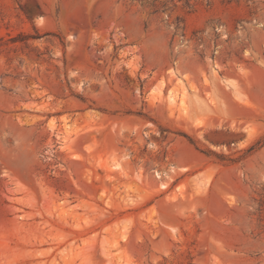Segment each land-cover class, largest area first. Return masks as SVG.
Masks as SVG:
<instances>
[{
  "label": "rangeland",
  "instance_id": "374dc122",
  "mask_svg": "<svg viewBox=\"0 0 264 264\" xmlns=\"http://www.w3.org/2000/svg\"><path fill=\"white\" fill-rule=\"evenodd\" d=\"M0 264H264V0H0Z\"/></svg>",
  "mask_w": 264,
  "mask_h": 264
}]
</instances>
